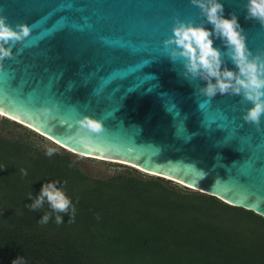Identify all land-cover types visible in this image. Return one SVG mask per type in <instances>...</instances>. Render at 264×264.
Here are the masks:
<instances>
[{
	"label": "water",
	"instance_id": "water-1",
	"mask_svg": "<svg viewBox=\"0 0 264 264\" xmlns=\"http://www.w3.org/2000/svg\"><path fill=\"white\" fill-rule=\"evenodd\" d=\"M220 2L251 52H264V26L245 18L247 0ZM0 15L31 27L0 61L1 112L74 151L135 164L264 217V115L257 126L243 120L252 105L242 95L204 96L206 81L186 77L165 48L176 19L211 29L191 0H0ZM86 117L99 120V132L80 127Z\"/></svg>",
	"mask_w": 264,
	"mask_h": 264
},
{
	"label": "trees",
	"instance_id": "trees-1",
	"mask_svg": "<svg viewBox=\"0 0 264 264\" xmlns=\"http://www.w3.org/2000/svg\"><path fill=\"white\" fill-rule=\"evenodd\" d=\"M19 124L0 133V264H264L263 216L159 176L86 174L64 148L37 150ZM47 183L67 211L46 198L31 208Z\"/></svg>",
	"mask_w": 264,
	"mask_h": 264
},
{
	"label": "clouds",
	"instance_id": "clouds-1",
	"mask_svg": "<svg viewBox=\"0 0 264 264\" xmlns=\"http://www.w3.org/2000/svg\"><path fill=\"white\" fill-rule=\"evenodd\" d=\"M191 3L200 8L207 24L212 27L209 29L205 24L176 19L172 35L164 41L165 48L169 49V58L173 62L182 60L186 77L206 81L205 87L200 90L204 96L212 98L217 93L229 92L242 95L252 105L243 120L259 126L260 118L264 115V52H251L238 17L235 14H231L230 18L225 17L224 5L220 0H191ZM245 7V18L254 19L264 26V0H247ZM6 20L7 17L0 15V61L12 58L13 46L23 43L31 32V27L26 23H18L13 27ZM213 37L224 43V52L214 46ZM224 55L231 60L233 69L224 66ZM79 124L87 133L99 132L101 128L99 120L93 117L83 118ZM53 152L52 148L47 150L49 156ZM45 198L53 212H65L69 208V198L53 183L41 188L31 208H40ZM49 219L50 214L46 213L40 222L47 223ZM61 222L62 218L57 215L56 223Z\"/></svg>",
	"mask_w": 264,
	"mask_h": 264
},
{
	"label": "rangeland",
	"instance_id": "rangeland-1",
	"mask_svg": "<svg viewBox=\"0 0 264 264\" xmlns=\"http://www.w3.org/2000/svg\"><path fill=\"white\" fill-rule=\"evenodd\" d=\"M2 116H4V115L0 114V133H2L4 135H7V136H11V135H14L17 132L21 131L19 128L14 126V124L19 123V122H16L14 120L13 121L9 120L10 123L8 124V126L6 128H3L2 125H1ZM8 119H11V118H8ZM34 132L36 133V136L32 137V141L34 143V147L37 150H45V151H47L49 148H52V149L58 150L60 152L64 151V149L62 147H60L57 143H55L53 140L49 139L46 136H42L41 134H39L36 131H34ZM68 151H70V150H68ZM70 154H71V157L77 163H79V165L81 166V169L86 174L92 175L94 177H99V178L109 177V176H111V175H113L114 173H117V172H125V173L127 172V173H132V174L139 175V172H140L136 168H134L132 165H129V164H126V163H123V162H115V161H109V160H102V159L87 157L85 155H82L80 153H76V152H73V151H70ZM138 169L141 170L140 175L142 174L141 177H144V178L157 177V176L161 177V176H163V175H157V174L152 175L150 173H146L144 170H142L139 167H138ZM164 177H166L165 179L169 178V177L167 178V176H163V178ZM170 179H172V178H170ZM173 180L176 181V179H174V178H173ZM173 180H171V181L175 182ZM177 184L180 187H186V186H184L183 183H180V181Z\"/></svg>",
	"mask_w": 264,
	"mask_h": 264
},
{
	"label": "bare ground",
	"instance_id": "bare-ground-1",
	"mask_svg": "<svg viewBox=\"0 0 264 264\" xmlns=\"http://www.w3.org/2000/svg\"><path fill=\"white\" fill-rule=\"evenodd\" d=\"M0 114L4 115L5 117L11 118V119H13V120L16 121V122H19V123H21V124H24V125L28 126L30 129H32V130L38 132V133L41 134L42 136H46V137H48L49 139L53 140L55 143H57L60 147H62V148H64V149H67V150H70V151H73V152H76V153H80V152L74 151V150L70 149L69 147H67V146H65V145H63V144H61L60 142H58L57 140H55V139L52 138L51 136H49V135H47V134H45V133H43V132L37 130L36 128L30 126V125L27 124V123H24V122H22V121H20V120H18V119H15V118H13V117H11V116H9V115H7V114L1 112V111H0ZM80 154H82V153H80ZM82 155H85V154H82ZM85 156H87V157H92V158H97V159H102V160H109V161H115V162H123V163L129 164V165L135 166V167H139V166H137V165H135V164L128 163V162H125V161H119V160H113V159H106V158L94 157V156H90V155H85ZM139 168H141V167H139ZM141 169H142V168H141ZM142 170H144L146 173H150V174H152V175L157 174V173H153V172L147 171V170H145V169H142ZM157 175H160V174H157ZM163 176H164V175H163ZM167 178H168V177H167ZM169 178H170V177H169ZM172 179H173V178H172ZM176 180H177V179H176ZM177 181L179 182L180 180H177ZM180 183H183V184H185V185H187V186H189V187H192V188H198V187H195V186H192V185H188L187 183H185V182H183V181H180ZM199 189H200V188H199ZM200 190H201V189H200Z\"/></svg>",
	"mask_w": 264,
	"mask_h": 264
}]
</instances>
